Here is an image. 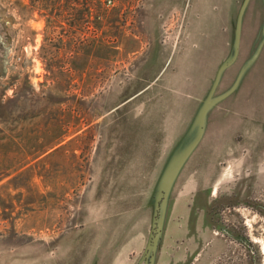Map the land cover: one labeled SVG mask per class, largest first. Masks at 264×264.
<instances>
[{"label": "rangeland", "instance_id": "rangeland-1", "mask_svg": "<svg viewBox=\"0 0 264 264\" xmlns=\"http://www.w3.org/2000/svg\"><path fill=\"white\" fill-rule=\"evenodd\" d=\"M201 4L0 0V264H145L156 131L181 117L184 147L195 117L188 92L177 101L163 83L189 43L182 6ZM257 86L207 113L153 264L160 252L158 264H264V74Z\"/></svg>", "mask_w": 264, "mask_h": 264}, {"label": "crops", "instance_id": "crops-1", "mask_svg": "<svg viewBox=\"0 0 264 264\" xmlns=\"http://www.w3.org/2000/svg\"><path fill=\"white\" fill-rule=\"evenodd\" d=\"M199 1L202 3V7L182 6L186 20H190L189 27L184 31L190 34L189 43L186 44L185 42L186 47L179 56L181 62L180 58L177 61L178 64L180 62L177 70L179 71L177 82L171 78L172 73L169 74L167 83H163V86H167L165 89L170 91V95L176 94L177 101H181L182 92H188L187 98L195 109L193 113L195 117L187 121V128H185L188 130L189 127H192V130L190 128L191 131L188 130L191 135L188 136L189 139H186L184 147H178V142L183 138L178 131L171 137L173 134L171 132L175 129L173 125L175 127L180 126L181 117L177 116L174 120L175 123L171 122L173 117L170 118L169 123L173 125L169 131L165 129L166 120H163L160 123L163 130L157 129L155 136V138L162 137L161 142L158 140L157 148L154 142L151 153L149 152L153 156L147 177L148 184L152 187L151 191L153 192L155 185L164 184L168 186L167 196L174 188L177 175L179 172L181 173L189 158L194 155L196 148L205 136L207 113L211 114V110L219 103L228 100L237 92L238 88L241 89L244 85L246 88H243V91L247 94L253 91L250 88H259L257 81L259 80L261 83L264 74V66H262V64L264 65V0H247L245 9L241 14L238 33L236 17L239 9L243 6V0H230L228 2L221 0V4L222 1H225L227 9L221 8L220 0ZM238 1L240 2L238 3ZM237 3L238 9L235 13L234 24L232 14ZM158 46L159 44L153 47L154 57ZM233 68H235V73L230 82L231 75L226 74ZM225 80L228 81L227 84H225ZM223 84L225 85L223 86ZM160 85L152 82L151 87ZM194 86L197 88L194 89ZM177 104L173 98L171 103V106L174 105L173 112L177 111L175 109ZM195 129H197L196 132ZM173 140V145L176 146L168 147L169 151L166 152V145L170 142L171 146ZM158 152L164 156L171 153L172 157L167 162H164V159L160 163L158 156L155 164L154 156ZM180 157L181 161L178 165ZM158 254L160 258L161 252ZM159 258L157 255L156 264H158Z\"/></svg>", "mask_w": 264, "mask_h": 264}, {"label": "water", "instance_id": "water-1", "mask_svg": "<svg viewBox=\"0 0 264 264\" xmlns=\"http://www.w3.org/2000/svg\"><path fill=\"white\" fill-rule=\"evenodd\" d=\"M247 0H243V6L240 8L236 17V29L237 33L239 30V23L241 21V14L242 11L245 9V4ZM234 58V57H233ZM181 157L178 160V165L180 164ZM165 191V195L162 194V191ZM169 192V187L166 185H160L159 186V191L156 194L155 198V207L153 211V217H152V230H150V236L147 241L146 247L144 248L143 251V258L145 261V264H153V253L155 248L157 247V241H158V236H159V231L162 229V215H159V212L162 210L163 203L167 198V193ZM164 195V197H162Z\"/></svg>", "mask_w": 264, "mask_h": 264}]
</instances>
